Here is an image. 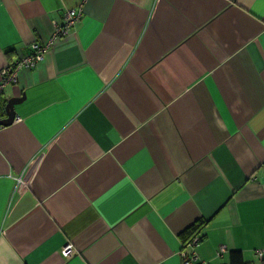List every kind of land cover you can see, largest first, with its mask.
Wrapping results in <instances>:
<instances>
[{"label":"crops","instance_id":"obj_1","mask_svg":"<svg viewBox=\"0 0 264 264\" xmlns=\"http://www.w3.org/2000/svg\"><path fill=\"white\" fill-rule=\"evenodd\" d=\"M34 43L0 94V264H258L264 0H0V71Z\"/></svg>","mask_w":264,"mask_h":264},{"label":"built area","instance_id":"obj_2","mask_svg":"<svg viewBox=\"0 0 264 264\" xmlns=\"http://www.w3.org/2000/svg\"><path fill=\"white\" fill-rule=\"evenodd\" d=\"M80 14L76 10H68L63 14L62 23L56 26L54 35L52 37V41L62 37L65 35L79 20ZM32 53L22 57L18 61H16L13 66H6L0 71V94L3 92L4 88L10 84H14L18 80L19 71L22 68H32L38 65L43 61L48 44L38 45L36 43L32 44ZM23 188L22 181L20 179L17 180V190H21ZM198 238L194 237L191 241V244H196ZM190 244V245H191ZM223 248L217 251V254H221ZM72 254V249L70 247H66L63 250V255L69 256ZM180 256L182 257L183 264H193L195 260L194 254H188L186 250L180 252ZM256 256L258 260L264 257V250L257 251Z\"/></svg>","mask_w":264,"mask_h":264},{"label":"trees","instance_id":"obj_3","mask_svg":"<svg viewBox=\"0 0 264 264\" xmlns=\"http://www.w3.org/2000/svg\"><path fill=\"white\" fill-rule=\"evenodd\" d=\"M13 64H10V66H13ZM206 224L207 223L205 221H201L196 225H193L191 228H189L183 233L182 240L185 247L191 244V241L193 240L194 237L195 238L197 237L198 240L201 239L200 234L204 232V228ZM229 264H250V263L244 261L240 251H231L229 253ZM258 264H264V257L258 261Z\"/></svg>","mask_w":264,"mask_h":264},{"label":"water","instance_id":"obj_4","mask_svg":"<svg viewBox=\"0 0 264 264\" xmlns=\"http://www.w3.org/2000/svg\"><path fill=\"white\" fill-rule=\"evenodd\" d=\"M24 95H21L20 97H12L10 98L6 105H5V113L6 117L0 119V127L1 126H8L15 120V112H14V105L16 103H19L23 99Z\"/></svg>","mask_w":264,"mask_h":264}]
</instances>
